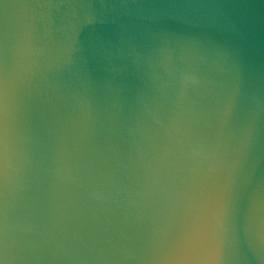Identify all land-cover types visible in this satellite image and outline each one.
I'll use <instances>...</instances> for the list:
<instances>
[{
    "label": "water",
    "instance_id": "1",
    "mask_svg": "<svg viewBox=\"0 0 264 264\" xmlns=\"http://www.w3.org/2000/svg\"><path fill=\"white\" fill-rule=\"evenodd\" d=\"M0 264H264V0H0Z\"/></svg>",
    "mask_w": 264,
    "mask_h": 264
}]
</instances>
